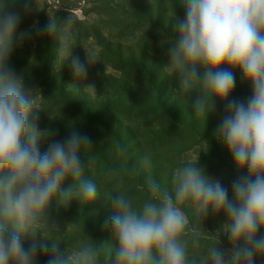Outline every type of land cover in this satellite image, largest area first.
Returning <instances> with one entry per match:
<instances>
[{
    "label": "clouds",
    "instance_id": "9594fccd",
    "mask_svg": "<svg viewBox=\"0 0 264 264\" xmlns=\"http://www.w3.org/2000/svg\"><path fill=\"white\" fill-rule=\"evenodd\" d=\"M181 2L185 16L174 17L177 35L169 42L164 68L177 79L179 95L188 99L200 92L191 104L194 114L207 117L217 100L225 104L216 135L240 174L232 181V198L218 178L198 166L197 158L174 171L170 188L149 177V197L142 202L123 191L104 197L113 211L105 221L112 239L97 244L86 236L61 251L51 207L66 208L75 199L83 208L100 196L97 184L85 175L94 159L85 155L91 142L73 131L63 141L51 140L41 152L40 142L52 133L38 125L41 95L8 66L19 18L0 0V264H35L38 252L50 253L47 264H256L257 257L264 264V0ZM75 22L71 14L63 23L50 16L38 31L58 41L59 68L71 59L76 81H83L87 67L72 55ZM86 51L88 63L95 62ZM236 71L252 88L246 102L229 100ZM85 88L95 89L91 84ZM148 163L145 156L142 164ZM65 181H70L67 187ZM189 210L197 220L210 212L226 216L209 234L216 243L199 259L189 254L201 235ZM221 233L228 235L230 248L220 247ZM26 237L33 238L27 247Z\"/></svg>",
    "mask_w": 264,
    "mask_h": 264
},
{
    "label": "rangeland",
    "instance_id": "374dc122",
    "mask_svg": "<svg viewBox=\"0 0 264 264\" xmlns=\"http://www.w3.org/2000/svg\"><path fill=\"white\" fill-rule=\"evenodd\" d=\"M11 1L20 2L21 8L8 66L31 57L33 65L23 72H13L23 78L27 88L41 95L38 125L52 133L48 140L40 142L41 152L51 140L63 141L73 131L86 134L77 123L94 126L102 120L111 127L110 131L90 127L92 149L85 152L86 156L94 157L85 175L97 184L100 196L83 208L73 199L66 208L57 209L53 205L50 209V222L58 225L60 231L55 235L63 241L61 251L67 246H77L91 234L106 242L112 239L110 229L105 227V221L113 214L105 200L109 194L133 191L126 195L134 202H142L149 197V177L170 188L174 171L197 158L198 166L206 169L210 177L218 178L228 189L229 199L232 198V181L240 174L216 135L226 114L225 104L217 100L215 110L207 117L194 114L191 104L200 92L193 91L188 99L179 95L175 91L179 87L177 79L170 77L164 68L169 42L177 35L174 17L185 16L181 0ZM70 14L76 21L72 55L78 56L87 67L83 81H76L71 59L59 68L58 41L38 31L50 16L63 23ZM21 33H27L22 40ZM86 50L93 53L95 62L88 63ZM45 62H49L48 76L54 82L50 89L44 85L41 70ZM89 84L95 89L85 88ZM251 94V85L236 71L229 100L246 102ZM85 108L90 109L92 120H83ZM162 134L165 135L161 138ZM117 135L121 138L120 149L114 141ZM145 156L149 158L146 166L142 164ZM81 161L86 163L83 153ZM69 183L65 181L63 187ZM189 215L192 226L201 232L200 244L190 246L189 254L199 259L207 247L216 243V238L209 234L217 232L226 216L210 212L203 220H197L191 210ZM34 239L38 244L42 242L39 234ZM219 239L220 247H231L227 234L221 233ZM32 242V237H26L25 247ZM49 256L50 253L38 252L35 264H47ZM256 264H261V257L256 258Z\"/></svg>",
    "mask_w": 264,
    "mask_h": 264
},
{
    "label": "trees",
    "instance_id": "16d2710c",
    "mask_svg": "<svg viewBox=\"0 0 264 264\" xmlns=\"http://www.w3.org/2000/svg\"><path fill=\"white\" fill-rule=\"evenodd\" d=\"M6 2H7V11L8 12H10V13H12V14H14V15H16L17 16V13L20 11V8H21V4H20V2H17V3H13L11 0H6ZM49 62H45L44 63V65H43V67L41 68V70L43 69V78H44V85H45V87H47V88H51L52 87V85H53V79H52V77L49 75L48 76V71H49V67H50V65L48 64ZM30 65H33V64H31V57H29V58H27V59H25L23 62H21V64L20 63H17V64H15L13 67H9L10 69H11V71L13 72V71H17V72H23L25 69H27V67H29ZM13 73H15V72H13ZM45 73L47 74V75H45ZM68 107V106H67ZM143 109V108H142ZM83 111H85L84 112V116H83V120H85V121H88V120H92L93 119V117H92V115H91V111H90V109H88V108H85ZM160 117H163V116H160ZM87 122H85V123H80V124H78L77 123V125L80 127V128H82V129H84L85 130V133L86 134H84V135H86L87 137L89 136V134H91V130H90V127H92V128H94V126H95V129H98V130H103V129H106V130H109L110 131V129H111V127H110V125H106L102 120H99V122L98 123H96V124H94V126H89V124L87 125L86 124ZM161 123V122H160ZM160 123H158L157 125H161ZM154 126H152V128H153ZM116 134V133H115ZM164 135L165 134H162V136H161V138L162 137H164ZM115 136V135H114ZM101 140V139H100ZM115 141V143H118L117 145H118V148L120 149V146L119 145H121V138L120 137H118V135H117V138L114 140ZM93 143V142H92ZM93 146H96V144H92ZM122 149V148H121ZM125 194H128V195H130V194H133V191H130V192H127V193H125ZM133 196V195H132ZM93 242H95V243H97V244H102V243H105L106 241L105 240H103V238H101V237H98L96 234H91L90 235V237H89Z\"/></svg>",
    "mask_w": 264,
    "mask_h": 264
}]
</instances>
